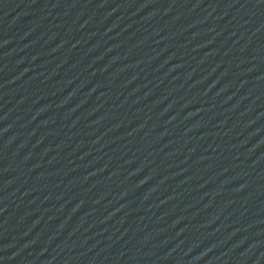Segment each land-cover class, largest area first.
<instances>
[{
	"label": "water",
	"instance_id": "95a60500",
	"mask_svg": "<svg viewBox=\"0 0 264 264\" xmlns=\"http://www.w3.org/2000/svg\"><path fill=\"white\" fill-rule=\"evenodd\" d=\"M0 264H264V43L0 152Z\"/></svg>",
	"mask_w": 264,
	"mask_h": 264
}]
</instances>
